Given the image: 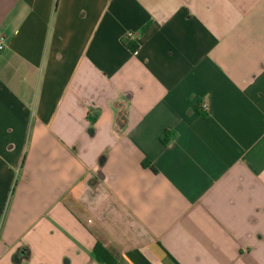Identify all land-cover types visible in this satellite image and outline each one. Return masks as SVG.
Returning <instances> with one entry per match:
<instances>
[{"label":"crops","instance_id":"1","mask_svg":"<svg viewBox=\"0 0 264 264\" xmlns=\"http://www.w3.org/2000/svg\"><path fill=\"white\" fill-rule=\"evenodd\" d=\"M0 35V264H264V0H0Z\"/></svg>","mask_w":264,"mask_h":264},{"label":"trees","instance_id":"2","mask_svg":"<svg viewBox=\"0 0 264 264\" xmlns=\"http://www.w3.org/2000/svg\"><path fill=\"white\" fill-rule=\"evenodd\" d=\"M162 141L165 142V139L162 138ZM102 158H100L101 161ZM24 256H28V249L24 248L23 250ZM93 256L97 260L99 264H117L118 263V254L117 252L108 246H104V242L99 239L96 245L93 248ZM14 262H19L17 255L13 258Z\"/></svg>","mask_w":264,"mask_h":264},{"label":"built area","instance_id":"3","mask_svg":"<svg viewBox=\"0 0 264 264\" xmlns=\"http://www.w3.org/2000/svg\"><path fill=\"white\" fill-rule=\"evenodd\" d=\"M136 39V36L133 32H126L122 38L121 41L124 45L129 44L130 42L134 41ZM6 37L4 35H0V51H2L5 47ZM201 108L203 111H207V105L205 103L201 104Z\"/></svg>","mask_w":264,"mask_h":264}]
</instances>
